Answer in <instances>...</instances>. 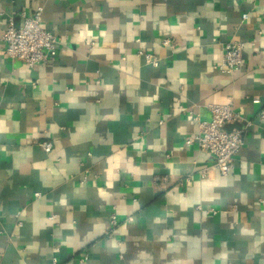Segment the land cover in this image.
<instances>
[{
    "label": "crops",
    "instance_id": "0c3cea01",
    "mask_svg": "<svg viewBox=\"0 0 264 264\" xmlns=\"http://www.w3.org/2000/svg\"><path fill=\"white\" fill-rule=\"evenodd\" d=\"M38 7L58 56L29 68L2 36ZM232 39L244 62L224 73ZM229 103L244 120L226 129H245L244 145L221 176L185 139ZM84 256L264 264V0H0V264Z\"/></svg>",
    "mask_w": 264,
    "mask_h": 264
},
{
    "label": "built area",
    "instance_id": "2783aa9c",
    "mask_svg": "<svg viewBox=\"0 0 264 264\" xmlns=\"http://www.w3.org/2000/svg\"><path fill=\"white\" fill-rule=\"evenodd\" d=\"M22 23L16 27L12 17L7 19V28L2 36L5 45V56L11 61L22 62L29 68L38 65L55 62L58 56L59 39L54 34L43 27V7H38L31 15L21 14ZM248 15L242 17V21L247 20ZM163 46L174 48L170 39L163 40ZM257 43L256 39L251 41L252 45ZM246 43L232 39L223 46V57L216 66L221 72H237L244 62V49ZM137 55L144 58L145 62L152 67H159V59L153 54L139 50ZM212 118L210 121L200 120L198 117V133L185 139V145L190 147L194 144L198 149L207 154L213 163V167L221 176H228L234 169L235 159L240 149L244 145L245 129L233 128L227 130L226 126L242 122L244 118L235 111L233 104L210 105ZM43 151L50 154L53 151V144L46 140L40 144ZM209 170L200 172L204 178L209 175ZM188 181V180H186ZM87 177L80 179L81 184H86ZM36 196H39L36 194ZM55 217H51L54 220ZM120 221L116 214L111 215L109 227L106 235L113 236L119 227ZM87 256L81 257L80 264H86ZM53 264H59L57 259H53Z\"/></svg>",
    "mask_w": 264,
    "mask_h": 264
}]
</instances>
